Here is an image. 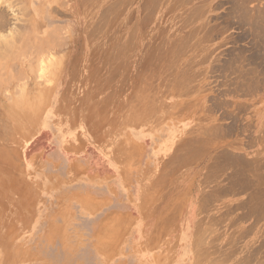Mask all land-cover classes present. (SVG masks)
Returning a JSON list of instances; mask_svg holds the SVG:
<instances>
[{
	"label": "rangeland",
	"instance_id": "rangeland-1",
	"mask_svg": "<svg viewBox=\"0 0 264 264\" xmlns=\"http://www.w3.org/2000/svg\"><path fill=\"white\" fill-rule=\"evenodd\" d=\"M0 13V264H264V0Z\"/></svg>",
	"mask_w": 264,
	"mask_h": 264
},
{
	"label": "bare ground",
	"instance_id": "bare-ground-1",
	"mask_svg": "<svg viewBox=\"0 0 264 264\" xmlns=\"http://www.w3.org/2000/svg\"><path fill=\"white\" fill-rule=\"evenodd\" d=\"M0 15H2V13H0ZM3 20H5V19H3ZM6 22V21H5ZM4 22V23H5ZM6 24V23H5ZM1 28H2V26H1ZM16 30V29H15ZM17 32V31H16ZM14 35H15V33H14ZM9 36H11V35H9ZM9 40V39H8ZM44 47V46H43ZM49 47V46H48ZM6 48V47H5ZM7 49V48H6ZM15 51V50H14Z\"/></svg>",
	"mask_w": 264,
	"mask_h": 264
}]
</instances>
